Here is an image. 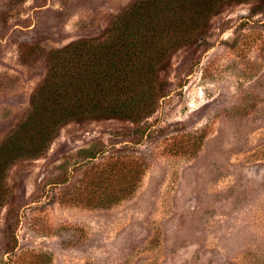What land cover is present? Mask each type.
I'll return each mask as SVG.
<instances>
[{
  "label": "rangeland",
  "instance_id": "rangeland-1",
  "mask_svg": "<svg viewBox=\"0 0 264 264\" xmlns=\"http://www.w3.org/2000/svg\"><path fill=\"white\" fill-rule=\"evenodd\" d=\"M132 1L0 0V144L30 108L46 50L103 35ZM162 76L147 118L69 122L43 156L10 166L0 264H264V6H223ZM104 150L149 163L108 208L84 199Z\"/></svg>",
  "mask_w": 264,
  "mask_h": 264
},
{
  "label": "trees",
  "instance_id": "trees-1",
  "mask_svg": "<svg viewBox=\"0 0 264 264\" xmlns=\"http://www.w3.org/2000/svg\"><path fill=\"white\" fill-rule=\"evenodd\" d=\"M253 1L264 6V0H133L103 35L46 50L47 73L30 108L0 144V209L12 194L7 177L12 164L43 156L69 122H138L150 116L167 92L162 74L171 55L202 34L223 6ZM101 155L103 168L84 199L108 208L136 192L149 163L138 153ZM97 159L91 151L88 161Z\"/></svg>",
  "mask_w": 264,
  "mask_h": 264
}]
</instances>
